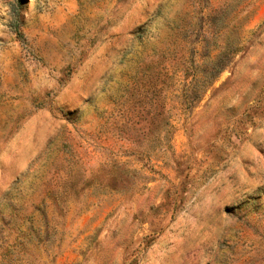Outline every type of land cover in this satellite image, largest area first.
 Instances as JSON below:
<instances>
[{
	"label": "rangeland",
	"instance_id": "obj_1",
	"mask_svg": "<svg viewBox=\"0 0 264 264\" xmlns=\"http://www.w3.org/2000/svg\"><path fill=\"white\" fill-rule=\"evenodd\" d=\"M0 264H264V0H0Z\"/></svg>",
	"mask_w": 264,
	"mask_h": 264
}]
</instances>
